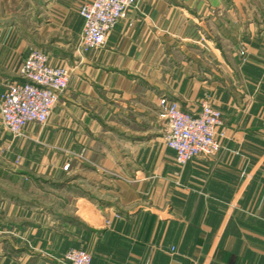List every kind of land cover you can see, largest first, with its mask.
<instances>
[{
    "label": "crops",
    "instance_id": "obj_1",
    "mask_svg": "<svg viewBox=\"0 0 264 264\" xmlns=\"http://www.w3.org/2000/svg\"><path fill=\"white\" fill-rule=\"evenodd\" d=\"M86 1H30L47 14L33 31L0 21V98L34 47L71 69L49 123L15 144L22 167L0 160V264H65L71 248L91 264H264V0H138L81 54ZM207 95L221 150L180 167L159 99L197 112Z\"/></svg>",
    "mask_w": 264,
    "mask_h": 264
},
{
    "label": "built area",
    "instance_id": "obj_2",
    "mask_svg": "<svg viewBox=\"0 0 264 264\" xmlns=\"http://www.w3.org/2000/svg\"><path fill=\"white\" fill-rule=\"evenodd\" d=\"M138 0H92L83 2L79 14L83 18L80 47L83 51L103 47L115 25L127 16ZM71 70L66 65H53L49 54L33 49L20 68V76L11 82L0 98V114L4 128L13 137L24 134L29 125L46 124L60 96L67 89ZM166 118L165 141L176 153L183 167L199 155L215 156L221 146L217 129L222 125V112L210 102L199 113L180 107L164 96L159 99ZM69 164L64 166L68 170ZM1 231V225H0ZM67 264H91L92 255L81 248H71L65 255Z\"/></svg>",
    "mask_w": 264,
    "mask_h": 264
},
{
    "label": "rangeland",
    "instance_id": "obj_3",
    "mask_svg": "<svg viewBox=\"0 0 264 264\" xmlns=\"http://www.w3.org/2000/svg\"><path fill=\"white\" fill-rule=\"evenodd\" d=\"M30 1L33 2V0H0V21H7V22H3L5 25L6 24H11V22H20L23 26L22 30L25 31V32H28V31H33L35 30V23L37 21H35L34 19H37V17L40 16V19H43V17H46L47 14H45V11H44V8L41 7L40 8V13H38V10H35L33 7H29V3ZM32 6H34L32 4ZM83 19V18H82ZM2 23V22H0ZM37 24V23H36ZM2 31H5L4 29H1L0 30V33ZM1 40V38H0ZM41 40V43L43 41V37L41 36L39 38V41ZM206 39L203 40V46L206 45ZM80 43V42H79ZM33 49H42L44 50L43 48H41L40 46H37V47H34L32 48ZM78 51L82 54L86 53V52H89L91 50H88V51H83L80 47V44L78 45ZM31 50V51H32ZM92 50H95V49H92ZM238 52H239V55L242 59V62L243 63H246L248 60H249V50H248V46L246 44H242L240 45L239 49H238ZM31 53V52H30ZM30 53L27 55V57L30 55ZM25 57V59L27 58ZM24 59V60H25ZM23 60V62H24ZM23 64V63H22ZM66 65V64H64ZM63 66V64H62ZM67 67H69L68 65H66ZM70 68V67H69ZM71 70V69H70ZM71 75V73H70ZM18 76H20V69L18 71ZM19 79V78H18ZM16 81V80H15ZM11 82H9L7 84V86L10 84ZM69 85V83H68ZM68 88V87H67ZM67 90V89H66ZM65 90V91H66ZM64 91V92H65ZM63 92V93H64ZM177 102V101H176ZM206 102H210L212 104V106L216 109H218L219 111H221L213 102V98L209 95H207L204 99H202V102H201V107H200V110L197 111V112H192V113H199L201 112L202 110V107H203V104L206 103ZM179 104V102H178ZM158 105H159V117L160 119H162L164 122H165V125L166 127H168V123H167V120L166 118L163 116V113H162V108L158 102ZM180 105V104H179ZM181 107V106H180ZM222 112V111H221ZM222 125H224V115H223V112H222ZM49 123V121L47 122ZM38 125L40 127H44L45 125ZM37 125V124H36ZM221 125V126H222ZM220 126V127H221ZM218 127V129L220 128ZM0 160L2 161H5V162H8L10 164H12L15 168L17 167H22V165L24 164V157H23V154L19 153L18 151H15V144L17 143L18 140H21V139H26V131L24 132L23 135L21 136H18V137H11L10 134L8 133V131L4 128L3 126V123H2V119H1V114H0ZM217 129V140L218 142L220 143L219 139H218V135L220 134ZM221 135H223V133H221ZM166 136V132H165V135L164 137ZM164 143L166 145L167 148H169L166 144V141L164 140ZM220 146H221V143H220ZM170 149V148H169ZM221 150V149H220ZM220 152V151H219ZM219 154V153H218ZM218 154H216L215 156H217ZM75 156V155H73ZM175 161H176V154H175ZM177 163V162H176ZM188 163V162H187ZM186 163V164H187ZM66 164H69L70 167L68 170H65L64 169V166ZM75 165H76V160H75V157H70L69 161H67L66 163H64L63 165V170L66 171V173H64V175L62 174V176H64V178H68L70 180H72L75 176ZM178 165V164H177ZM180 166V165H179ZM181 167V166H180ZM184 167V166H183ZM47 177H50V176H47ZM26 179V178H25ZM74 180V179H73ZM73 184H75V180L73 181ZM48 187V186H47ZM49 189V187H48ZM47 197V196H46ZM53 199L54 196L52 197ZM51 201V200H50ZM57 202V206H66L67 208H70L71 210L74 209V206H73V203H74V200L72 198H68L65 196V199H62V200H55ZM100 221V220H99ZM67 254V253H66ZM65 254V255H66ZM65 255L62 259V262L67 264L65 262Z\"/></svg>",
    "mask_w": 264,
    "mask_h": 264
}]
</instances>
